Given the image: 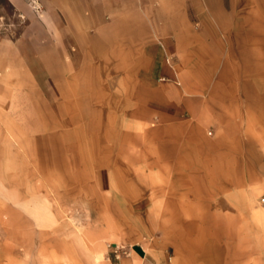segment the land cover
<instances>
[{"label": "rangeland", "instance_id": "obj_1", "mask_svg": "<svg viewBox=\"0 0 264 264\" xmlns=\"http://www.w3.org/2000/svg\"><path fill=\"white\" fill-rule=\"evenodd\" d=\"M21 1L0 0V44L24 40L32 70L0 78V264H119L135 243L149 255L136 264H264V175L224 191L158 167L159 122H134L120 79L60 77L54 17Z\"/></svg>", "mask_w": 264, "mask_h": 264}, {"label": "crops", "instance_id": "obj_2", "mask_svg": "<svg viewBox=\"0 0 264 264\" xmlns=\"http://www.w3.org/2000/svg\"><path fill=\"white\" fill-rule=\"evenodd\" d=\"M41 2L44 15L54 17L50 25L63 56L59 76L78 87L84 79L88 87L96 85L90 79H120L125 103L135 98L134 122H159L151 129L158 167L171 174L220 176L224 191L260 182L264 0ZM25 51L24 40L0 44V78L31 73ZM65 54L71 56L70 70ZM96 62L106 64V75L95 69ZM186 216L179 213L175 221H188ZM123 256L119 264L149 259L143 243L127 247ZM117 259L111 255L106 264Z\"/></svg>", "mask_w": 264, "mask_h": 264}, {"label": "built area", "instance_id": "obj_3", "mask_svg": "<svg viewBox=\"0 0 264 264\" xmlns=\"http://www.w3.org/2000/svg\"><path fill=\"white\" fill-rule=\"evenodd\" d=\"M261 204H263V205H264V198H262V199H261Z\"/></svg>", "mask_w": 264, "mask_h": 264}]
</instances>
